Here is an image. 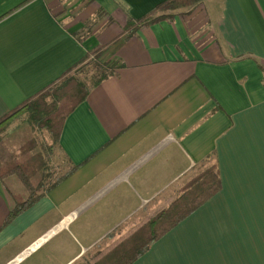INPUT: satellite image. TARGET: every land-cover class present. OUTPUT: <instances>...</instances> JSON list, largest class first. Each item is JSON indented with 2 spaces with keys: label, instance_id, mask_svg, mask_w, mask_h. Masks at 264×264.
<instances>
[{
  "label": "crops",
  "instance_id": "1",
  "mask_svg": "<svg viewBox=\"0 0 264 264\" xmlns=\"http://www.w3.org/2000/svg\"><path fill=\"white\" fill-rule=\"evenodd\" d=\"M164 1L0 0V119L96 52L119 66L63 122L73 173L13 216L26 192L0 178V264L128 256L211 163L219 191L131 264H264V0Z\"/></svg>",
  "mask_w": 264,
  "mask_h": 264
},
{
  "label": "trees",
  "instance_id": "2",
  "mask_svg": "<svg viewBox=\"0 0 264 264\" xmlns=\"http://www.w3.org/2000/svg\"><path fill=\"white\" fill-rule=\"evenodd\" d=\"M203 3L204 0H166L158 5V11L166 12V14H173L177 11L190 14ZM150 15L132 20L134 26L131 28V33L136 28H140L143 24L153 20L155 14ZM100 53L96 52L92 58L86 57V60L80 66L66 72L58 82L51 84L35 97L27 100L0 119V132L8 126L12 119L22 115H26V123L29 128V130L27 128L25 143L22 144L23 146L20 149L19 155L21 154V157L12 153L7 157L0 155L1 180L5 181L10 177H14L26 192L19 195L12 216L23 211L78 168V165L68 162V170L62 174L55 173L54 176L51 174L47 178L45 170L49 169V165L41 157L42 150L38 146V139L34 136V132L38 129L48 131L51 140L59 148L61 127L67 115L87 98L92 89L115 75L119 68L116 63L103 62L100 59ZM90 65L93 66L92 70L94 72L89 77L88 75L83 76V74H87ZM1 145H3V138L0 135ZM219 189V172L217 165L214 164L186 184L169 207L155 211L142 224L122 237L124 242L119 244L118 247H126L128 256L121 259L115 258V256L120 255L118 254L112 255V258L108 259L111 253L116 251V246L114 250L105 255H108L107 258L103 256L96 262L88 264H131L146 252L154 241L214 196ZM126 241L127 246L125 245Z\"/></svg>",
  "mask_w": 264,
  "mask_h": 264
},
{
  "label": "rangeland",
  "instance_id": "3",
  "mask_svg": "<svg viewBox=\"0 0 264 264\" xmlns=\"http://www.w3.org/2000/svg\"><path fill=\"white\" fill-rule=\"evenodd\" d=\"M92 69L93 66H88L87 74H83V76H91L92 72H94ZM26 122V115L18 116L12 119L8 126L1 130L0 135L3 138V145L0 146V155L2 154L4 157H7L12 153L21 157V154L19 155L20 149L27 137L26 132L28 125ZM34 136L38 139V146L42 150L41 157L44 161L48 162L49 165V169L45 170V176L49 178L51 174L54 176L55 173L62 174L64 171L68 170L69 164L59 148L51 140L50 133L46 130L38 129L34 132ZM213 165V163L209 164L207 169ZM114 244L113 242L111 245ZM111 245L99 251L94 257L102 258L108 249H110ZM93 260L94 258L91 257L90 261Z\"/></svg>",
  "mask_w": 264,
  "mask_h": 264
}]
</instances>
